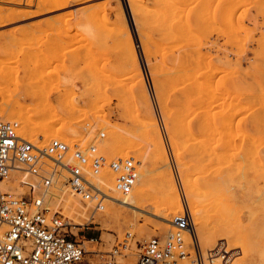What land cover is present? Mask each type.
Here are the masks:
<instances>
[{
  "label": "rangeland",
  "instance_id": "1",
  "mask_svg": "<svg viewBox=\"0 0 264 264\" xmlns=\"http://www.w3.org/2000/svg\"><path fill=\"white\" fill-rule=\"evenodd\" d=\"M26 1L0 0V21L7 17L12 18L5 28L0 29V110L7 118L17 120L20 126L44 128L45 137L64 132L59 136L73 140L71 141L73 143L77 141L85 143L98 137L100 140L97 143L100 150L109 158L133 156L137 161L144 159L142 162L147 164L150 170V183L144 192L145 199H142L141 204L144 205H140L139 210L117 204L113 209L108 210V214L105 209L103 212H98L93 220L94 223L87 222L88 217L74 218L78 224L85 223L79 233V239L83 241L96 239L87 245L84 242L88 250L85 264H96L97 255L93 252L94 250L111 251L118 242L125 239L128 233L132 235L129 237V248L122 250V254L118 256V264H136L145 241L153 236L164 239L172 230L170 227L169 232L165 231L164 220L155 215L159 211L157 209L161 207L162 186L158 171L149 158L150 139L144 120L149 105L145 100H136L137 89L140 91L146 89L148 94L150 106L172 160L174 179L183 198L182 207L189 206L192 210L185 198L186 187L183 184V179L189 176L195 185L200 186V199L206 201H204L203 220L211 222V230L215 229L216 224L220 226L223 222L224 227H220L228 235L224 234L226 237L230 236L226 239L228 245L225 239L224 241L216 240L218 243L215 241L213 246L205 245L198 233L202 222L194 219L202 251L205 255L208 250H215L218 254L222 248V254L226 255L224 248L228 246L230 254L228 257L213 255L219 260V264H228L233 256L235 258L233 257L232 262L235 264H264V0H243L244 2L242 0H219L220 2L203 0V4L199 3V1L202 3V0H197L200 6L194 0L195 5L200 7L199 13L203 12L201 14L203 17L198 19L201 18L203 21L205 17L206 23L204 21L203 23L210 24V26L206 25L207 29L204 26L201 27V20L198 25L196 21L194 22L196 18L192 19L191 13L194 9L199 10L191 2L192 0L187 1L189 4L193 3V7L186 0H174V3L180 2L182 6L179 4L175 6L173 3L172 6L169 1L173 12L170 11L169 5L164 6L165 3H163L164 7L160 5L163 9L156 5L157 2L164 0L156 1V3L155 0H145L142 3L144 6L139 3V12L142 13L139 15L141 31L146 37V48L141 43L139 30L135 27L125 0L122 2L126 10V18L128 17L127 30L115 21V11L108 10V13L112 12L109 15L107 11L102 10L103 0L93 2L69 0L67 5L64 4L49 12L42 10L38 0H33L32 4H29V0ZM206 3L208 7L203 6ZM214 5L216 8L213 7ZM220 7L222 9L226 7V10ZM180 8H184L181 12L183 16L179 13ZM210 10L214 13L212 14ZM170 12H172L171 16ZM195 12L198 11L193 13ZM229 12L233 13L231 18H229ZM178 13L179 17H177ZM208 14L210 17L212 14L215 21L212 23H216L215 26L223 28L222 32L228 31V36L227 32L223 35L218 31L219 29L215 30L216 28L210 23L212 17L206 19L209 17ZM194 15L197 16V14ZM174 16H176L175 20ZM227 19L231 21L233 25L231 23L230 25L233 27L226 25ZM185 20L186 26H184ZM235 24H237L236 27ZM238 27L240 29H237ZM118 29L122 30L118 31ZM199 29L207 30L206 34L203 36L204 31L201 33ZM180 30L183 32L181 33ZM208 30L215 32L210 34ZM193 32L197 37L200 34L198 47L196 45L198 40L196 39L195 42L192 37L194 35L191 36ZM128 34L133 37L134 50L142 72L141 77L135 76L136 66L133 61V51L127 44ZM183 39H186L185 43H182ZM231 40L236 41L235 44L231 45L234 43ZM208 55H211V59ZM202 58L204 64L207 62L205 68L212 72H210L211 75L207 69L202 68L204 65ZM213 64L214 66L217 64L216 69L219 67L217 72ZM211 65L215 70L210 69ZM228 65H230L229 68ZM196 69L199 74H196L198 77L195 78L198 82L200 81V110L198 111L200 117L205 111V114H208L204 115L202 120L200 119V137H202L200 139L205 137L207 125L214 126L217 134L214 133L217 136L212 135V137L216 138L218 146L224 150L221 157L212 163L201 141L199 168L196 156L185 150L187 142L180 137L178 143L182 144L183 149L179 146V151L183 153L182 156L187 162L186 167L181 169L172 146L170 124L165 117L161 99L176 115L182 113L185 94L194 79L191 80V76L195 74ZM191 71L193 74L190 73ZM177 72L182 78H179L178 74L176 76ZM186 72H189L191 76L189 77V73ZM206 75L208 78L205 79ZM212 75L214 78L211 77ZM189 79L190 81H186ZM207 84L211 85L212 89H209ZM157 85L161 88L160 93ZM224 93L227 95H223ZM207 95L209 97H206ZM210 95L213 100L210 99ZM215 96L219 98V102ZM207 104H209L208 108ZM230 112H236V115L232 113L234 119L228 118L229 121L227 119L224 121L227 114L226 118L232 116ZM204 117H209L210 122L213 120V124H209V119ZM225 126L228 127L227 130ZM103 132L104 136L101 137L100 134ZM62 140L72 144L70 141ZM180 141L186 143H180ZM38 143L46 144L42 141ZM253 154L262 157V162L251 163L249 156ZM111 171L112 169L105 170L101 177L108 176ZM10 187H14L12 182L8 183V188ZM17 191L23 192V189H17ZM66 198L67 203L60 206L71 214L73 207L77 206L74 201H79V198L69 193ZM109 202L106 201V206ZM88 206H90L88 202L81 204L83 209ZM56 209L57 206L54 205L53 211ZM143 210H148L150 213H142ZM211 215L212 218H210ZM236 237H240L239 240ZM235 239L240 243L235 242ZM213 264L216 263L213 262Z\"/></svg>",
  "mask_w": 264,
  "mask_h": 264
},
{
  "label": "built area",
  "instance_id": "2",
  "mask_svg": "<svg viewBox=\"0 0 264 264\" xmlns=\"http://www.w3.org/2000/svg\"><path fill=\"white\" fill-rule=\"evenodd\" d=\"M19 127L0 110V184L20 171L23 187V192L0 188V264H85L88 250L78 238L85 223H76L63 206L53 211L52 201L66 190L80 196L91 207L87 222L94 223L110 198L99 177L113 169L115 189L127 194L137 182L139 162L133 156L109 158L100 150L98 137L72 144L56 137L42 145L25 138ZM171 224L168 237L144 242L136 264H213L215 250L206 255L202 251L188 207L175 214ZM187 232L191 245L185 240ZM131 236L128 233L111 251L94 250L96 264H118Z\"/></svg>",
  "mask_w": 264,
  "mask_h": 264
},
{
  "label": "bare ground",
  "instance_id": "3",
  "mask_svg": "<svg viewBox=\"0 0 264 264\" xmlns=\"http://www.w3.org/2000/svg\"><path fill=\"white\" fill-rule=\"evenodd\" d=\"M28 1V0H27ZM26 1V2H27ZM35 1H37V0H35ZM39 2V5L40 6H42V10L43 11H51V10H53V9H56V8H59V7H62L64 4H66L67 5V3H68V1L69 0H38ZM72 1H78V2H93V1H95V0H72ZM126 2H127V5L129 6V9H130V12H131V15H132V18H133V22H134V24H135V27L137 28V30H139V38H140V40H141V43L145 46V48H146V37H145V35L142 33V31H141V21H140V15H139V3H144V1L145 0H125ZM156 1H159V0H155L154 2L156 3ZM162 1V0H161ZM169 1L171 2V4L169 3ZM179 1V0H178ZM187 1V0H186ZM188 1H191V0H188ZM187 1V2H188ZM194 0H192L191 2H193ZM197 0H195L194 2H196ZM199 1V0H198ZM198 1L196 2L197 4H198ZM206 1V0H205ZM209 0H207L206 2H208ZM211 1V0H210ZM213 1V0H212ZM243 1V0H242ZM29 2V4H32V2H33V0H29L28 1ZM182 2V1H181ZM191 2H190V4H189V2H188V4L189 5H192V7L195 5V3H194V5H193V3L191 4ZM218 2H220L219 0H218ZM229 2V1H228ZM244 2V1H243ZM37 3V2H36ZM116 4V5H113V4ZM158 3H159V5H158ZM163 3H165L164 4V6H168L169 4L170 5H172V3L173 4H175V6H178V5H176V4H179V5H181L180 4V2H177L176 1V3H174V0H168V4H167V0L165 1H163V2H157L156 3V5L157 6H160L161 4V6H163ZM199 3L200 4H203V0H202V3L199 1ZM205 3V2H204ZM212 3H214V2H212ZM215 3H217V2H215ZM242 2H240V4H241ZM260 3V2H259ZM26 4H28V3H26ZM28 4V5H29ZM123 2H122V0H103V2H102V4H101V8H102V10L105 12V11H107L106 13L107 14H109V15H111V11H115V17H116V19H115V21H117L118 23H120L121 25H123V27L127 30V26H128V23H127V18H126V10H125V8H124V6H123ZM183 4V3H182ZM197 4L195 5L196 7H197ZM200 4H198L199 6H200ZM211 4V3H210ZM210 4H209V6H210ZM236 4V3H235ZM261 4H263V3H261ZM36 5H38V4H36ZM143 5V4H142ZM169 5V6H170ZM186 5H187V3H186ZM207 5V6H206ZM206 5H203V6H205V7H208V4L206 3ZM213 5V4H212ZM211 5V6H212ZM229 5V4H228ZM231 5V4H230ZM253 5H255V3L253 4ZM144 6V5H143ZM142 6V7H143ZM160 6V8H162ZM163 6V7H164ZM173 6V5H172ZM174 6V7H175ZM182 6V5H181ZM180 6V7H181ZM197 7L199 10H197V9H194V11H198V12H195V13H191L192 14V19H193V17H195L196 19L194 20V22L196 21V23L199 25L200 23V21L199 20H201V18L203 17V15H201V14H203V12H201V13H199V11H200V7ZM216 5H214L213 7H215ZM235 6V5H234ZM245 6V5H244ZM94 7V6H93ZM196 7H194V8H196ZM224 7V6H223ZM230 7V6H229ZM233 7V6H232ZM236 7V6H235ZM237 7H238V5H237ZM203 8V7H202ZM201 8V9H202ZM210 8H212V7H210ZM216 8V7H215ZM221 8V7H220ZM219 8V9H220ZM143 9H145V8H143ZM148 9V8H147ZM163 9V8H162ZM172 8H171V6H170V11H172L171 10ZM177 9H178V7H177ZM184 8H180L179 10H181L179 13L183 16V13H181L182 12V10H183ZM191 9V8H190ZM207 9V8H206ZM222 9V8H221ZM234 9H236V8H234ZM36 10V9H35ZM108 10H111V11H109V13H108ZM173 10H175V8L173 9ZM222 10H226V7L224 8V9H222ZM231 10V9H230ZM243 10V9H242ZM147 11H149V10H147ZM166 11V10H165ZM178 11V10H177ZM184 11V10H183ZM203 11V10H202ZM210 11H212V10H210ZM233 11V10H232ZM235 11V10H234ZM154 12V11H153ZM163 11H161V13H162ZM173 12V11H172ZM172 12H170V16H171V13ZM191 12V11H190ZM206 12H207V10H206ZM220 12V11H219ZM150 13V12H149ZM160 13V12H159ZM177 13V12H176ZM178 13V14H179ZM214 12L212 11V14H213ZM227 13V12H226ZM230 13V12H229ZM27 14V13H26ZM141 15H142V13H140ZM145 14V13H144ZM163 14H164V12H163ZM162 14V15H163ZM174 14V13H173ZM177 14V15H178ZM180 14L177 16V17H179L180 16ZM194 14H197V16H195ZM206 14V16H207V13H205ZM209 14H210V12H209ZM208 14V15H209ZM212 14H211V17H212V19H211V17H210V15H209V17H207L206 19H211L210 20V23L212 24V26H214L215 28H213L212 27V29H215V30H218V31H220V32H222L221 30L223 29H221V27H218V26H215V24L214 23H212V22H215V21H213V16H212ZM233 13L231 12L230 13V15H229V18H231V15H232ZM158 15V14H157ZM166 15V14H165ZM194 15V16H193ZM199 15V16H198ZM148 16V15H147ZM146 16V17H147ZM161 16V15H160ZM173 16V15H172ZM176 16H174V20H175V18H176ZM202 16V17H201ZM218 16H220V15H218ZM234 16V15H233ZM145 17V16H144ZM198 17H201L200 19H198ZM184 18V17H183ZM219 18V17H218ZM228 18V19H229ZM227 19V21H228V24H226L227 26L228 25H230V23H231V21L230 20H228ZM162 20V19H161ZM198 20V21H197ZM219 20V19H218ZM10 21H12V18H6L5 20H1L0 21V29H3V28H5L7 25H8V23L10 22ZM158 21V20H157ZM168 21V20H167ZM173 21V20H172ZM203 21L205 22L206 20H205V17L203 18ZM203 21L201 20V27H205V29H207L206 28V25H209L210 26V24H204L203 23ZM230 21V22H229ZM233 21V20H232ZM209 22V21H208ZM177 23V22H176ZM206 23V22H205ZM234 23V22H233ZM116 24V23H115ZM186 20H185V24H184V26H186ZM195 24V23H194ZM203 24V25H202ZM232 24V23H231ZM223 25V24H222ZM225 25V27H226V29H227V26ZM233 25V24H232ZM232 25H230V26H228V27H231ZM236 25L237 24H235L234 26L236 27ZM182 26V25H181ZM209 26H207L208 28H209ZM114 27V26H113ZM119 28H120V26H118ZM183 27V26H182ZM233 27V26H232ZM170 28V27H169ZM181 29V28H180ZM183 29H185L184 27H183ZM187 29V28H186ZM198 29V28H197ZM232 29V28H231ZM237 29H240L239 27L237 28ZM122 29H118V31H121ZM188 30H189V28H188ZM200 30V32L202 33L204 30L203 29H199ZM227 30H229V29H227ZM246 30V29H245ZM117 31V32H118ZM124 31V30H123ZM181 31V30H180ZM187 31V30H186ZM209 31V30H208ZM217 31V32H218ZM224 31V30H223ZM233 31V30H232ZM88 32H90V29H88ZM127 32V31H126ZM183 32V30L181 31V33ZM190 32H191V30H190ZM205 32H207V30L206 31H204V33H203V36H204V34H206ZM210 32H215V31H209L208 33H210ZM227 32V36L229 35L228 34V31H226ZM225 31L224 32H222L223 33V35H225V33H226ZM234 32V31H233ZM233 32H232V35H233ZM118 33H120V32H118ZM229 33H231V31L229 32ZM121 34V33H120ZM119 34V36H121ZM126 34V33H125ZM125 34H124V36H125ZM184 34V33H183ZM187 34V33H186ZM199 34V33H198ZM211 34V33H210ZM118 35V34H117ZM182 35V34H181ZM192 35H194V32H193V34L191 33V36ZM200 35V34H199ZM199 35H198V37L196 36V35H194V36H192L193 37V39L195 40V42H196V39L198 40V42H196V45H197V47L198 46H200V44L198 45L197 43H200L199 42V39L201 38V37H199ZM217 35H218V33H217ZM231 35V34H230ZM128 36V42H127V44H128V46L131 48V50L133 51V55H134V57H133V61H134V64H135V66H136V71H135V76H137V77H141L142 76V72H141V70H140V68H139V64H138V57L136 56V53H135V44H134V41H133V37H131L129 34L127 35ZM126 36V37H127ZM171 36H172V34H171ZM176 36H178V35H176ZM180 36V35H179ZM187 36V35H186ZM186 36L184 37V38H186ZM191 36H190V38H191ZM197 38H196V37ZM122 37H123V35H122ZM181 37V36H180ZM179 37V38H180ZM187 37H189V36H187ZM238 37V36H237ZM178 38V39H179ZM223 38V37H222ZM230 38V37H229ZM228 38V39H229ZM232 38H233V36H232ZM236 38V37H235ZM261 37L259 36V39H260ZM121 39V38H120ZM119 39V40H120ZM126 39V38H125ZM124 39V40H125ZM127 39H126V41H127ZM192 39V38H191ZM234 39V38H233ZM232 39V40H233ZM123 40V39H122ZM148 40V39H147ZM181 40V39H180ZM184 40H186V39H183V42L182 43H185L184 42ZM188 40H190V39H188ZM230 40V39H229ZM228 40V41H229ZM231 40V41H232ZM258 40V39H257ZM225 41V40H224ZM191 42H192V40H191ZM190 42V43H191ZM214 42H215V40H214ZM223 42V41H222ZM227 42V41H226ZM230 42V41H229ZM232 42H234V41H232ZM236 42V41H235ZM235 42L234 43H231V45L232 44H235ZM259 42V41H258ZM257 42V43H258ZM260 42H261V40H260ZM216 43V42H215ZM187 44H189L188 42H187ZM192 44V43H191ZM193 44L195 45V43L193 42ZM206 44V43H205ZM226 44V43H225ZM151 45H153V44H151ZM176 45V44H175ZM174 45V46H175ZM186 45V44H185ZM196 45H195V47H196ZM209 45H211V43L209 44ZM169 46V45H168ZM193 46V45H192ZM206 46V45H205ZM213 46H214V44H213ZM223 46V45H222ZM157 47V46H156ZM177 47V46H176ZM238 47V46H237ZM155 48V47H154ZM169 48V47H168ZM171 48H172V46H171ZM188 48V47H187ZM193 48H194V46H193ZM193 48H191V50L193 49ZM205 48V47H204ZM214 48V47H213ZM212 48V49H213ZM220 49V48H219ZM224 49V48H223ZM151 50H153V49H151ZM187 50H190V49H187ZM194 51V50H193ZM217 51V50H216ZM226 51V50H225ZM152 52H154V51H152ZM159 53V52H158ZM194 53H195V51H194ZM231 53V52H230ZM197 54H199V52H197ZM196 54V55H197ZM202 54H204V53H202ZM161 55V54H160ZM196 55H194V56H196ZM212 55V54H211ZM210 55V56H211ZM203 56V55H202ZM202 56H198V57H202ZM209 56V55H208ZM208 56H207V58H208ZM210 56H209V59H211L210 58ZM215 56V55H214ZM218 56V55H217ZM206 58V55H205V57H204V59ZM218 58H220L219 56H218ZM226 59V58H225ZM182 60V59H181ZM202 60H203V58H202ZM212 61V60H211ZM217 61V60H216ZM213 62H214V60H213ZM195 64H196V62H194ZM202 63V62H201ZM220 63V62H219ZM227 63V62H226ZM200 64V63H199ZM202 64H204V60H203V63ZM205 64H207V62L205 63ZM203 65L202 66V68H204V70L205 69H207V68H205V66L206 65ZM218 64V63H217ZM217 64L215 65L216 67H217ZM164 65V64H163ZM223 65V64H222ZM227 65V64H226ZM213 66H214V64H213ZM214 66V68L216 69V67ZM229 66L230 65H228V68H229ZM167 67V66H166ZM208 67V66H207ZM222 67H224V65L222 66ZM169 68V67H168ZM214 68H212V65H211V68L210 69H212V71L213 70H215ZM226 68H227V66H226ZM228 68H227V70H228ZM199 69H201L200 67H199ZM198 69V70H199ZM209 69V70H210ZM222 68H220V70H221ZM172 70H174V68L172 69ZM172 70H170V71H172ZM201 70H203V69H201ZM217 70H219V67H218V69H216V72H217ZM223 70H225V68L223 69ZM222 70V71H223ZM231 70H232V68H231ZM181 71V70H180ZM186 71V70H185ZM184 71V72H185ZM207 71H208V69H207ZM207 71H206V74H207ZM221 71V72H222ZM173 72V71H172ZM179 72V71H178ZM178 72L176 73V76H177V74H178ZM181 72H183V71H181ZM193 71H191L190 73L191 74H193L192 73ZM195 72V76L193 75V76H191L190 75V73L189 72H186V73H189V77L191 76V80H192V83H191V85H190V87L187 89V93L185 94V99H184V101H183V104H182V107H183V111H182V113H180L179 115H176L170 108H169V106H168V104L165 102V101H163L162 99H161V104H162V107H163V110H164V114H165V117H166V119H167V121H168V123L170 124V129H171V139H172V143H173V149L175 150L174 152H175V156L177 157V161H178V163H179V166L181 167V169H184L185 167H186V165H187V162H186V160L183 158V156H182V152H180L179 150H180V147L182 148V144L180 145L179 143H178V138H180V137H183L184 138V140H186V142H184V141H180V143L181 142H184V143H186L187 144V146H185V145H183V147L185 148V150H188V151H190L193 155H195L196 156V161H197V166L200 168V142L202 141V144H203V148H204V151L206 152V154H208L209 155V159L211 160V162L213 163V162H216L220 157H221V155H222V152H223V150H224V148H221L220 146H218V143H217V141H216V138L214 137V136H217L216 134H217V132H216V128H214V126L212 127V126H210V125H207L206 127H205V139L203 140H201L200 138H202V137H200V119L205 115H208L207 113L205 114V112L204 113H202L201 114V116L202 117H200V112L198 111V109L200 110V81L198 82V80H197V78H195V77H198V75H196V74H199L198 73V71H197V69H196V71H194ZM199 72H201V71H199ZM209 72V71H208ZM211 72V71H210ZM209 72V73H210ZM215 72V71H214ZM230 73H231V71H229ZM153 73L155 74V71H153ZM180 73V72H179ZM209 73H208V76H209ZM212 73V72H211ZM211 73H210V75H211ZM219 73H220V71H219ZM223 74V73H222ZM180 74H178V76H179ZM183 75V74H182ZM184 75H185V73H184ZM202 75H204V74H202ZM227 75V74H226ZM225 75V76H226ZM232 75V74H231ZM207 76V75H206ZM208 76L207 77H205V79L206 78H208ZM230 76V75H229ZM210 77V76H209ZM212 78H214V76L212 75L211 76ZM217 77V76H216ZM179 78H182V77H180L179 76ZM186 78V77H185ZM186 79H188V78H186ZM226 79V78H225ZM209 80H211L210 78H209ZM216 80V79H215ZM230 80V79H229ZM232 80H234V78L232 79ZM185 81V80H184ZM186 81H190V79L189 80H186ZM226 81V80H225ZM227 81H228V79H227ZM236 81V80H235ZM209 82V81H208ZM183 84H187V83H184V82H182ZM180 84V85H183V84ZM207 83V82H206ZM205 83V84H206ZM212 83V82H211ZM179 84H177V85H179ZM201 84H203V82L201 83ZM204 84V85H205ZM210 84V83H209ZM207 87L209 86L208 84L206 85ZM157 87H158V92L160 93V86L159 85H157ZM174 88L176 87V86H173ZM172 87V88H173ZM179 87V86H178ZM182 87V86H181ZM213 87H214V85H213ZM177 88V87H176ZM175 88V89H176ZM207 89V88H206ZM209 89H212V87H211V85L209 86ZM216 89V88H215ZM208 91V90H207ZM217 91V90H216ZM221 91H222V89H221ZM224 91H226V90H224ZM206 92V91H205ZM218 92V91H217ZM201 93H202V91H201ZM205 94V93H204ZM208 94H212L213 95V93H208ZM202 95V94H201ZM220 95V94H219ZM222 95V94H221ZM223 95H227V94H223ZM231 95V94H230ZM229 95V96H230ZM217 97H219L218 95H216ZM216 96H215V99H218V102H219V98H216ZM206 97H209L208 95L206 96ZM212 96L210 95V99H212L211 98ZM227 97V96H226ZM244 97V96H243ZM135 98H136V100H139V101H141V100H145L147 103H148V105H149V109L146 111V114L144 115V120H145V123H146V125H147V129H146V132H147V134H148V136H149V139H150V141H149V146H150V152H149V158H150V161L152 162V164H153V166H154V168L158 171V178H159V180H160V183H161V186H162V197L160 198V205H161V207H160V209H157V210H159L158 212H156L155 213V215L156 216H158V218H161V219H163L164 220V224H163V229L165 230V231H167V232H169L168 230H169V228L170 227H172V224H171V217L174 215V214H178V213H183L184 211H186V206L184 205L183 207H182V203H183V198H182V194L179 192V190H178V186H177V183H176V179H174V174H173V172H172V160H171V158H170V155L168 154V148H167V145H166V142L164 141V139H163V137H162V135H161V132H160V128H159V125H158V122H157V120H156V118L154 117V112H153V109L151 108V106H150V101H149V97H148V94H147V92H146V89H143L142 91H140L139 89H137V91H136V95H135ZM221 98V97H220ZM230 98V97H229ZM224 99L226 100V98L224 97ZM224 99H222V100H224ZM237 99V98H236ZM213 100V99H212ZM208 101H210V100H208ZM221 101V100H220ZM231 101V100H230ZM229 101V102H230ZM217 102V103H218ZM225 102V101H224ZM223 102V103H224ZM234 102V101H233ZM207 103H209V102H207ZM211 103H213V101L211 102ZM222 103V102H221ZM181 104V103H180ZM228 104H230V103H228ZM238 104V103H237ZM256 104V103H255ZM258 104V103H257ZM208 105L209 104H207V108H208ZM212 105V104H211ZM219 105V104H218ZM227 105V104H226ZM232 105H233V103H232ZM205 106H206V104H205ZM239 106V105H238ZM247 106V105H246ZM257 106H259V105H257ZM68 107H70L69 105H68ZM74 107V106H73ZM73 107H71L72 109H74ZM211 107V106H210ZM228 107V106H227ZM70 108V109H71ZM154 108V107H153ZM203 108H204V106H203ZM216 108V107H215ZM68 109V108H67ZM205 109V108H204ZM204 109H203V111H204ZM218 109H219V107H218ZM239 109H241V108H239ZM69 110V109H68ZM206 110V109H205ZM250 110V109H249ZM249 110H247V111H249ZM155 111V110H154ZM202 111V112H203ZM232 113H235V115H236V112H232ZM232 113L230 112V115H232ZM227 114V113H226ZM246 114V113H245ZM234 115V114H233ZM233 115L231 116V117H227L226 118V116H228V114L224 117V121H226V119H227V121H229L228 120V118H232V119H234L233 118ZM241 115H242V113H241ZM239 116V115H238ZM240 117V116H239ZM205 118V117H204ZM203 118V119H204ZM207 119H209V117H206ZM205 118V119H206ZM232 119H230L231 121H233ZM202 120V119H201ZM211 120L209 119L208 120V123L210 122ZM223 121V122H224ZM234 122V121H233ZM213 124V120H212V122H210L209 124ZM231 124V123H230ZM229 124V125H230ZM226 125V124H225ZM231 125H233V123L231 124ZM214 128L215 129V131H214V129H212V128ZM226 127V126H225ZM232 128H233V126H231ZM230 128V127H229ZM228 129V127H226V130ZM211 130H213V132L211 131ZM19 131H20V133L25 137V138H27V139H29V140H31V141H33V142H38V141H42V142H48L50 139H52V138H60V139H65V140H67V141H73V140H68L67 138H64V136H59L60 134H63V133H58V134H56V135H54V136H51V137H45L44 136V131H45V129L44 128H42V127H25V126H20L19 127ZM211 131V132H210ZM232 131V130H231ZM237 131V130H236ZM216 134H215V133ZM212 133V134H211ZM224 133H225V130H224ZM212 135H214L213 137L215 138H213L212 137ZM218 136H219V134H218ZM203 141H204V143H203ZM71 143H73V142H71ZM45 144V143H44ZM43 145V144H42ZM180 146V147H179ZM183 149V148H182ZM122 157H124V156H122ZM146 157V156H145ZM249 157H251V163H261L262 162V157H260L259 155H256V154H253V155H251V156H249ZM242 158V157H241ZM144 160V159H143ZM142 160V161H143ZM142 161H138L139 162V164L138 165H140L139 166V169H138V171H139V173H138V179H137V182H136V184L134 185V187L132 188V190L129 192V193H127V194H122V193H120V192H118L116 189H115V182H114V178H115V176L117 175V173L115 172V171H113V169H112V171H111V173L108 175V176H105V177H99V182H100V184H101V186L105 189V191H106V193L110 196V198L108 199V200H106V201H110L109 203H108V205L106 206V208H105V210L107 211V214H108V210H110V209H113L117 204H120V205H123V206H125V207H130V208H133V209H138V207L142 204V199L144 198V192H145V190H146V188L148 187V185H149V183H150V179H149V172H150V170L148 169V167L146 166L147 164H145V163H143ZM204 161V160H203ZM263 161H264V159H263ZM20 171H14L12 174H11V176L8 178V179H6L5 181H3L1 184H0V188L2 189V190H17V189H23V187H22V185H21V183H20V178H19V173ZM109 173V172H108ZM10 182H12L13 183V185H14V187H10V188H8V183H10ZM183 184L185 185V187H186V193H185V198L188 200V202H189V205H190V207H191V209L192 210H190V208H189V206H188V210H189V212H190V214H191V216H192V218H193V220L194 219H196V220H198V221H200V222H202V224H201V226H200V232H198V233H200L199 235L201 236V240H202V243H204L205 245H210V244H212L211 246H213V243L217 240V241H219V240H223V239H227V238H230V236L229 237H226L224 234H226L225 232H224V230H223V228L222 227H220V226H223L224 224H223V222L221 223L222 225H220V226H218L216 223V225H215V229L214 230H211V227H210V224H211V222H205L204 220H203V218H204V212H205V210H204V208H205V206H204V201L205 200H201L200 198V186H197V185H195L193 182H192V180L190 179V177L189 176H186L184 179H183ZM67 193H69V194H71V195H73V196H75V197H78L79 198V201H74V203H76V205L77 206H75V207H73V209H72V212H71V214H69L67 211H66V213L68 214V216H70V217H72L73 219L75 218V217H89V213H90V210H91V207L90 206H88L86 209H83L82 207H81V204L83 203V204H87V202L86 201H84V200H82V198L80 197V196H78V195H75V194H72L71 192H69L68 190H66L65 192H64V194L63 193H61V194H59V199H56L55 201H52V203H53V205H55V206H57V209H60V208H62L60 205L61 204H63V203H67V201H66V195H67ZM146 195V194H145ZM146 197V196H145ZM145 199V198H144ZM205 199V198H204ZM62 200H63V202H62ZM112 202V204H110ZM145 202H146V200H145ZM206 202V201H205ZM208 202V201H207ZM184 204V203H183ZM144 205V204H143ZM143 205H141V206H143ZM206 205H207V203H206ZM232 207V206H231ZM65 210V209H64ZM139 210V209H138ZM141 211V210H140ZM111 212V211H110ZM150 213L148 210L146 211H142V213ZM97 214L98 213H96L95 214V217L97 216ZM106 214V213H105ZM210 218H212V215H211V217ZM207 219V218H206ZM87 220H89V218H87ZM194 223H195V221H194ZM227 225V224H226ZM224 227V226H223ZM228 227V226H227ZM173 228V227H172ZM195 228H196V224H195ZM229 230H231V229H229ZM223 232V233H222ZM230 233H232V231H229ZM237 232V231H236ZM236 232H235V235H236ZM170 233V232H169ZM169 233H168V235H169ZM198 233H197V229H196V238H197V240H198V242H199V244H200V246H201V243H200V237H198ZM238 234V233H237ZM131 235V234H130ZM168 235H167V237H168ZM227 235V234H226ZM232 235V234H231ZM234 235V236H235ZM228 236V235H227ZM233 236V235H232ZM231 236V237H232ZM233 236V237H234ZM237 236V235H236ZM241 237V236H240ZM239 237V238H240ZM237 238V240H239V238L238 237H236ZM185 240H186V243H188V244H190L191 245V243H192V236L187 232L186 233V236H185ZM236 240V239H235ZM235 241V242H239V241ZM216 241V242H217ZM224 241V240H223ZM85 243H86V245H87V243H89L90 241H88V240H86V241H84ZM228 241L226 240V243H227ZM218 243V242H217ZM217 243H215V244H217ZM231 243V242H230ZM240 243V242H239ZM221 243H219V245H220ZM229 243H227V245H228ZM232 244H234V243H232ZM222 245V244H221ZM218 246V245H217ZM223 246H225L224 244H223ZM242 246V245H241ZM229 247H231V245L229 246ZM235 247V246H234ZM233 247V248H234ZM213 248V247H212ZM215 248H216V246H215ZM215 248H213V249H215ZM224 248V247H223ZM232 249V248H231ZM236 249V248H235ZM242 249V248H241ZM220 252L217 254V253H214L213 255L214 256H217V257H221V255H224V254H222V248L219 250ZM242 251V250H241ZM224 252L226 253V255H224V256H229L230 254H229V248H228V246L227 247H225L224 248ZM238 253V252H237ZM234 257V256H233ZM231 258L230 259V261L228 262V264H231V263H234V262H232V259H234V258ZM239 258V257H238ZM213 262H215L216 264H219L220 262H219V260H217L216 258H214L213 259ZM235 264V263H234Z\"/></svg>",
  "mask_w": 264,
  "mask_h": 264
}]
</instances>
